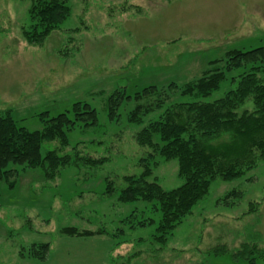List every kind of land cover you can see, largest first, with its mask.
Segmentation results:
<instances>
[{
  "label": "rangeland",
  "instance_id": "1",
  "mask_svg": "<svg viewBox=\"0 0 264 264\" xmlns=\"http://www.w3.org/2000/svg\"><path fill=\"white\" fill-rule=\"evenodd\" d=\"M33 1L0 0V111L33 131L42 128L39 113L52 117L78 102L95 110L97 122L66 128L65 147L57 139L41 146L42 154L70 151L78 166L51 179L39 167L11 166L15 187L0 183V264H249L232 256L246 245L258 251L253 264H264V159L239 178L212 181L163 244L154 237L162 217L154 202L117 199L123 177L139 173L152 150L135 133L173 103L191 101L180 89L209 62L222 68L229 50L264 46V0H66L69 17L38 44L24 36L34 25ZM253 66L264 81V62L247 64L200 100L221 98ZM252 108L248 99L239 110ZM83 156L104 162L84 164ZM147 162L150 181L166 190L181 184L176 159ZM106 181L112 196L103 194ZM66 227L111 235L71 236ZM43 243L46 258L31 257L29 247Z\"/></svg>",
  "mask_w": 264,
  "mask_h": 264
},
{
  "label": "trees",
  "instance_id": "2",
  "mask_svg": "<svg viewBox=\"0 0 264 264\" xmlns=\"http://www.w3.org/2000/svg\"><path fill=\"white\" fill-rule=\"evenodd\" d=\"M29 14L34 25L31 31H24V36L28 42L38 44L69 17L70 7L66 0H34ZM225 57L224 67H215L217 62H209L210 67L198 80L180 89L181 96H188L191 101L173 103L158 120L147 123L135 133L137 144L152 150L140 159L139 173L123 177L124 186L118 190L117 199L122 203L154 202L155 209L162 216L154 237L162 244L168 241L174 228L191 208L208 193L212 181L239 178L252 169L258 160L264 159V81L256 73L259 67L253 66L242 73L236 86L221 98L212 102L200 100L218 89L227 72L247 64L264 62V46L249 50L231 49ZM248 99L252 101V110H239ZM111 107L110 104L109 113ZM68 112L52 117L46 111L39 113L42 128L31 131L20 126L9 110L0 111V183L5 182L9 189L15 187L17 170L12 169L13 165L39 167L45 178L49 179L54 178L65 166H78L77 158L72 157L70 151L60 153L56 148H49L44 154L41 153L43 142L57 139L61 147L67 146L65 129L75 122H84L86 125H95L97 122L95 110L86 103L76 102ZM137 112L139 108L132 115ZM134 123L139 125L141 120L137 119ZM155 136L158 140L154 142ZM154 155L177 160L178 176L182 180L179 186L166 190L155 180H149L151 167L147 161L152 160ZM81 159L84 164L92 166L104 162L103 158L83 156ZM115 193L112 183L106 181L103 194L112 196ZM151 224L153 220L138 221L133 225L145 227ZM62 233L71 236L111 235L102 229L91 232L78 231L73 227L62 229ZM48 251L47 243L29 247L30 256L39 260H44ZM225 252L226 248L223 247L214 254ZM253 254H258L255 245H246L232 256L235 259H247L249 264H253Z\"/></svg>",
  "mask_w": 264,
  "mask_h": 264
}]
</instances>
